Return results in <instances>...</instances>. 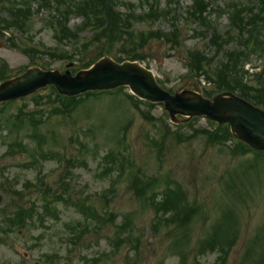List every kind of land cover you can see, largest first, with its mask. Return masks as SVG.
Here are the masks:
<instances>
[{"label": "rangeland", "instance_id": "374dc122", "mask_svg": "<svg viewBox=\"0 0 264 264\" xmlns=\"http://www.w3.org/2000/svg\"><path fill=\"white\" fill-rule=\"evenodd\" d=\"M28 1L31 10L24 8ZM47 1L38 11V0H0L5 80L28 66L76 74L101 57V30H84V19L71 15L67 28L75 36L65 38L58 27L62 9L57 10L71 2ZM193 1L158 0L156 8L170 14L154 23L134 22L135 38L125 31L106 56H125L141 35H171L176 25L180 45L150 39L141 64L172 94L190 90L205 96L213 86L189 72L188 53L207 52L210 67L219 65L223 52L217 55L210 46L214 21L220 33L230 31L228 5L250 8L252 0H207L211 25L196 33L185 22ZM154 2L116 0L114 6L117 12L146 14ZM26 11L22 31L5 26ZM65 55L72 61H62ZM244 69L260 72L264 56L250 57ZM52 95L46 87L0 105V228L7 231L0 233V264H264V158H252L253 151L234 154L230 141L220 143V127L205 118L172 124L162 104L134 102L126 87L82 95L68 108ZM177 127L181 139L174 134ZM174 191L191 209L192 218L182 225L174 218L180 202ZM45 202L54 212L48 218ZM93 209L99 213L95 220L88 212ZM224 238L229 241L222 251Z\"/></svg>", "mask_w": 264, "mask_h": 264}, {"label": "trees", "instance_id": "16d2710c", "mask_svg": "<svg viewBox=\"0 0 264 264\" xmlns=\"http://www.w3.org/2000/svg\"><path fill=\"white\" fill-rule=\"evenodd\" d=\"M67 1L71 3L65 4V18H63L60 25L65 38L70 39L75 36L74 32L67 28V25L69 22V16L77 14V16L84 19L82 24L84 30H91L96 33L101 30V34L98 38L101 54L103 52L109 53V49L116 44L118 38L121 39L124 36L123 33L125 31H127L126 34L130 36V38H135L137 35L136 30H131L134 22H137V24L140 21L154 23L160 18L167 17V15L170 14L169 10L157 9L156 6L158 5V2H154L151 5L148 13L136 16L128 10L124 14L117 12L116 7L114 6L116 0ZM258 1V6H255L252 3L250 8H247L246 6L243 7V4L241 3L228 5L229 11L224 12L228 15L230 20V31L218 33V31L212 27L215 33H212L213 36L210 38V46L211 48H214L217 55H219L221 51L223 52L221 55L224 60L219 65H214L213 69L210 67L212 61L209 59L207 52H202L200 50L189 51L188 55L190 62L188 63V68L190 69V73L196 75L199 79L201 77L206 78L207 81L213 85V89L204 91L207 98L228 91L236 93L240 97L264 109V69L253 76H250L248 72L244 71V65L250 60L251 56L256 55L262 57L264 55V0ZM207 2V0H195L193 1V4L187 8V19L185 22L187 24L195 25V33L199 30L203 31V26L209 28L211 25L206 16ZM47 3L48 2H45V4ZM143 6H145V4H142V7ZM24 15L28 14L24 13ZM175 18L176 17H173L172 20H175ZM25 19L27 20L26 17ZM26 20H22L21 23L26 22ZM13 24L18 25V21L6 23V26L7 28H10ZM172 26L174 27V30L171 35L156 34L155 38H153L148 36L149 34L146 36L141 35L143 32L140 33L139 35H141V37L132 43L131 48L139 40L140 42L135 45L133 50H131V53L127 52L125 53V56H121L120 58L115 57L114 59L117 62L144 61L145 57L142 50L144 51L145 45L149 43L150 39H158L162 41H164V39L166 41L174 40L173 46L177 47V45H180L179 39L181 30L176 25ZM131 33L133 36H131ZM101 37H103L104 40H101ZM230 44H234V46L227 51H223V49L226 50L227 46ZM63 58L71 60V57L68 55H65ZM99 58L90 61V63L84 64V68L90 67ZM246 78L252 79L249 82H245ZM4 80L5 77L0 75V81ZM52 92V96H55V99L67 104L65 106L66 108L71 105L69 101L77 103L83 97L68 99L57 95L54 89H52ZM96 94L100 93H88L84 97ZM129 98L133 100L130 96ZM28 118L31 119L32 114L31 116L28 115ZM219 130L222 131L224 135L220 143L232 140L228 127H220ZM216 131L218 132V130ZM217 132L213 133L216 134ZM174 134L181 139L177 132ZM211 140L215 143L218 142L220 138H213ZM236 151H238L237 153H248L250 150L241 144H237ZM45 206L47 207L48 204L45 203ZM168 207L171 209V206Z\"/></svg>", "mask_w": 264, "mask_h": 264}, {"label": "water", "instance_id": "95a60500", "mask_svg": "<svg viewBox=\"0 0 264 264\" xmlns=\"http://www.w3.org/2000/svg\"><path fill=\"white\" fill-rule=\"evenodd\" d=\"M48 85H54L66 96L93 91H109L128 86L138 97L152 103H164L174 122L177 115L203 117L221 125L230 124L233 135L251 148L264 151V111L234 96L223 94L207 100L192 91L171 95L156 82L153 74L139 63L122 64L105 58L88 71L72 77L68 72H44L38 68L0 85V104L28 96ZM1 200V199H0Z\"/></svg>", "mask_w": 264, "mask_h": 264}]
</instances>
